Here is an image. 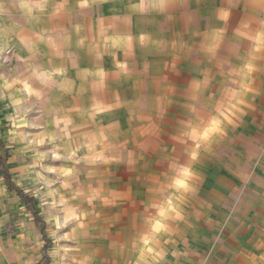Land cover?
Returning <instances> with one entry per match:
<instances>
[{
  "label": "crops",
  "instance_id": "obj_1",
  "mask_svg": "<svg viewBox=\"0 0 264 264\" xmlns=\"http://www.w3.org/2000/svg\"><path fill=\"white\" fill-rule=\"evenodd\" d=\"M0 114L63 152L55 163L95 167L67 179L111 199L99 203L112 205L122 239L109 264L189 262L207 243L218 247L211 264H264V205L248 207L244 248H224L213 239L219 192L209 185L222 170L240 183L235 194L260 193L242 187L257 180L251 160L264 162V0H0ZM138 133L163 135L147 145L148 179L162 189L144 196L135 173L117 171L119 144L137 148ZM38 245L40 264L42 231L0 169V264H33L27 252ZM106 255L102 238L90 257Z\"/></svg>",
  "mask_w": 264,
  "mask_h": 264
},
{
  "label": "rangeland",
  "instance_id": "obj_2",
  "mask_svg": "<svg viewBox=\"0 0 264 264\" xmlns=\"http://www.w3.org/2000/svg\"><path fill=\"white\" fill-rule=\"evenodd\" d=\"M10 108L13 107L10 106ZM11 121L15 123L16 119L13 118ZM137 127L140 129L139 125ZM29 128V126H21V129H18L15 124L8 125L6 117H2L0 114V137L6 143L11 154L9 166L15 183L37 198L39 210L47 222V233L53 243L49 251L51 255L49 256L52 257L51 264H90L93 259H102L101 261L98 260L97 264H109L108 249L112 248L114 241L122 239V236L120 237L114 232V225L119 222H115L112 205L99 203L102 201L106 203L111 199L98 196L96 197L97 202V199L84 196V192L78 190L80 187L78 188L76 178L71 182L67 179L72 175L84 178L87 176L88 170H93L95 167L70 166L61 163L65 154L47 146L44 140L38 138L37 134L30 133ZM135 136L137 140L136 142L132 140V146L137 145V148H126L127 144H122V142L119 144L121 148H118L116 153L119 155L120 158H118L122 164L119 163L117 171L122 174V178L127 175L131 176L133 173L137 175L139 180L136 189L139 195L151 194L153 190L160 192L162 189L160 184H154L148 179L151 175L149 169H154V167L149 165L147 161L154 154L153 149L147 148V145L152 143L153 146H156L152 140H158L163 135L138 133ZM122 138L125 140L124 135ZM130 156L132 161L128 163ZM235 157L238 158L237 155ZM58 158L61 161L55 163L54 161ZM239 158L245 159V157ZM67 159L70 160L66 157L65 160ZM80 161L82 160L80 159ZM134 161L137 162L136 165L133 163ZM79 167L82 168L78 169ZM110 170L113 171V165H106L102 169L106 173ZM250 170L256 175L257 180L243 182L242 191L248 190L251 186L252 189L259 190V194L252 195L251 193L247 196L235 194L232 189L240 183L237 180L229 183L222 170H219L221 175H218V181L209 182V185L219 192L218 226L214 231L213 239L215 241L220 240V238L225 240V243H222L224 248H227V245L238 244L239 241H243L240 248H244L248 229H243L241 223H245L247 224L246 227H249L251 213H253L252 208L264 205V197H261L264 195V181L260 182V175L264 174V162L261 163L259 157L256 160H251ZM233 172L236 173L237 171L233 170ZM70 188L74 190H70ZM231 191L235 194L234 197H230ZM96 202L97 206L105 205L104 215L98 211ZM220 203L222 205L226 203L227 206L224 208ZM248 207H252L251 210ZM98 222H103V227L101 226L99 230ZM102 238L107 247V255L105 258L90 257L92 245ZM39 242L43 245L41 235H39ZM38 248L39 245L35 252H27V256L34 255L33 264H38L39 257H41ZM217 248L214 243L203 244L201 252L205 257H190L189 262L183 261L185 257H162L159 262H139V264H211L210 255ZM149 258L152 259V257Z\"/></svg>",
  "mask_w": 264,
  "mask_h": 264
},
{
  "label": "trees",
  "instance_id": "obj_3",
  "mask_svg": "<svg viewBox=\"0 0 264 264\" xmlns=\"http://www.w3.org/2000/svg\"><path fill=\"white\" fill-rule=\"evenodd\" d=\"M0 147L2 149V153L0 155V169L5 178V182L7 183L9 189L12 192H15L19 195L21 200L25 203L27 209L33 214L35 223L41 229L43 238L45 240V246L43 247V257L40 261V264H50L51 258L48 254L49 248L52 246V242L47 238L46 229L47 224L43 220L41 213L39 212L36 199L32 196L27 195L13 180L11 172L7 167L8 161V150L6 149L4 143L0 139Z\"/></svg>",
  "mask_w": 264,
  "mask_h": 264
}]
</instances>
